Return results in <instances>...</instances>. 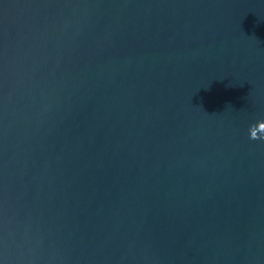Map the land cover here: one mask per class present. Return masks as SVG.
<instances>
[{
	"label": "water",
	"instance_id": "1",
	"mask_svg": "<svg viewBox=\"0 0 264 264\" xmlns=\"http://www.w3.org/2000/svg\"><path fill=\"white\" fill-rule=\"evenodd\" d=\"M0 264H264V0H0Z\"/></svg>",
	"mask_w": 264,
	"mask_h": 264
}]
</instances>
